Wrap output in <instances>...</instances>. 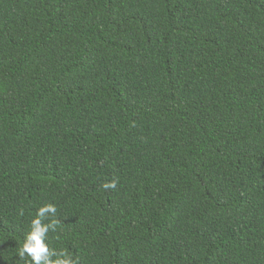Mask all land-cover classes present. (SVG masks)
<instances>
[{
    "label": "trees",
    "instance_id": "16d2710c",
    "mask_svg": "<svg viewBox=\"0 0 264 264\" xmlns=\"http://www.w3.org/2000/svg\"><path fill=\"white\" fill-rule=\"evenodd\" d=\"M0 264H264V0H0Z\"/></svg>",
    "mask_w": 264,
    "mask_h": 264
}]
</instances>
